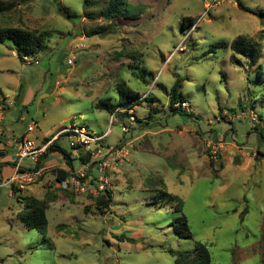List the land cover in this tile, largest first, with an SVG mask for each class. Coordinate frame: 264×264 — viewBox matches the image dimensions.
Returning a JSON list of instances; mask_svg holds the SVG:
<instances>
[{"label": "rangeland", "instance_id": "rangeland-1", "mask_svg": "<svg viewBox=\"0 0 264 264\" xmlns=\"http://www.w3.org/2000/svg\"><path fill=\"white\" fill-rule=\"evenodd\" d=\"M3 1L11 8L0 13V27L43 31L46 43L32 55L38 63H23L10 39L0 41L6 133L18 136L34 120L28 137L38 143L71 124L85 125L103 135L96 145L126 143L128 154L108 170L107 208L95 206L93 196L52 195L41 185L14 195L2 187L0 264H174L168 248L192 249L196 242L206 244L210 264H264V160L245 169L246 157L241 164L212 160L205 147L223 139L250 152L263 141L264 0H239L252 11L237 1L208 7L212 0H123L127 18L107 16L108 0ZM183 17L193 25L182 27ZM240 35L261 43L257 62L241 54L231 59L229 44ZM176 78L186 109L169 107ZM18 83L20 91L13 88ZM119 84L154 96L156 109L145 99L127 113L94 107L104 99L116 103ZM30 88L35 97L23 105ZM55 141L73 149L65 134ZM72 163L78 169V159ZM158 179L164 186L148 184ZM162 191L182 199L190 238L175 231L179 213ZM26 194L52 195L44 235L16 217Z\"/></svg>", "mask_w": 264, "mask_h": 264}, {"label": "trees", "instance_id": "trees-1", "mask_svg": "<svg viewBox=\"0 0 264 264\" xmlns=\"http://www.w3.org/2000/svg\"><path fill=\"white\" fill-rule=\"evenodd\" d=\"M123 0H108L107 4V16H116L122 15L124 17H130V12L127 9L122 7ZM238 7L252 11L248 7H246L243 3L238 1ZM11 8V3H6L3 0H0V13L7 11ZM58 10L65 16H70V13L67 12L62 6H59ZM188 25H193V19L191 17H183L182 19V27H186ZM100 32V29L97 28L91 34ZM89 34V35H91ZM5 39H10L15 48L16 54L21 58V55L26 53L29 55L35 56L39 51L46 47L45 43V32L29 30L22 27H0V41ZM219 45L225 46L226 43L221 42ZM232 55L231 59L234 61H238L236 54L244 55L248 58L249 62L255 63L259 60L262 51V45L257 39H253L252 37L240 35L234 40H232L229 44ZM131 57L135 58V54H130ZM180 78H176L174 84L172 85L169 92V107L171 110H175V103L178 101H185L182 96V93L179 91L181 86ZM118 100L116 103L109 102L108 100H99L94 103V107L97 109H103L109 112L110 114H114L116 112L119 113H127V109L131 108L134 104L138 103L141 99H145L150 105V110L154 111L156 108L153 103L156 101L154 96H149V94L145 96H141L138 91L131 89L123 84H119L118 87ZM261 138H264V135L261 134ZM59 151L63 154L65 159L69 163L70 154L60 145L52 143L49 146L48 151ZM219 157V156H218ZM79 159L81 162L85 161V156L80 155ZM72 169V168H71ZM55 180L57 182L64 179L69 175L71 171L64 168H54ZM155 183L154 186H164V182L162 179L154 180L148 184ZM158 188V187H157ZM58 190H62L58 187ZM69 193L70 197H74L73 192H69L66 190H62ZM76 195V194H75ZM161 196L165 197L168 201L173 203L175 211L179 213L174 222V229L179 234L180 237L190 238L191 231L189 229L187 218L185 214L182 212L183 201L180 197L173 195L169 192L162 191ZM91 197V196H90ZM95 206H99L98 208H107L110 205L111 195L110 190L105 196H98L93 198ZM49 200L51 198H38L34 195L26 194L24 195V206L23 209L16 213V217L26 228H34L40 234L44 235L47 231L48 220L46 216V208ZM94 205V204H93ZM89 205L87 204L85 208L87 209ZM89 209V208H88ZM87 209V210H88ZM121 238V237H120ZM131 240V238H127ZM168 252L174 256V264H210L211 256L206 244L201 242H196L192 249H183V250H174L172 248H168Z\"/></svg>", "mask_w": 264, "mask_h": 264}, {"label": "built area", "instance_id": "built-area-1", "mask_svg": "<svg viewBox=\"0 0 264 264\" xmlns=\"http://www.w3.org/2000/svg\"><path fill=\"white\" fill-rule=\"evenodd\" d=\"M238 2L239 0H212L207 6L217 5L221 2ZM14 53V51L12 52ZM21 60L23 63H38L39 61L29 54H22ZM73 63L71 58H68L67 64ZM186 109L189 104L186 101H178L174 104ZM132 112V110H131ZM130 121L134 119V115L130 114L128 117ZM253 120L256 119L255 113L251 115ZM37 127V123L31 120L27 125V130H33ZM124 132L129 131L126 125H122ZM0 132H1V116H0ZM66 134L69 140V145L74 150H81L85 156V161L82 162L78 171H71L61 181L57 182V186L62 190L73 192L75 194H82L86 196H105L111 188L110 176L108 170L113 168L114 164L121 163L128 154L126 143H119L115 146L102 148L96 145V142L102 139L103 135H94L87 126L71 124L68 127L61 129L51 139L37 143L30 137H22L16 141L15 150L18 156V162L15 165V174L11 177V181L19 180V186L23 187V181H32L39 175L36 168L38 160L48 152L51 143L60 136ZM210 149L208 156L212 160H217L218 150L221 148V142L208 143ZM28 159L34 164V169H22L21 161Z\"/></svg>", "mask_w": 264, "mask_h": 264}, {"label": "crops", "instance_id": "crops-1", "mask_svg": "<svg viewBox=\"0 0 264 264\" xmlns=\"http://www.w3.org/2000/svg\"><path fill=\"white\" fill-rule=\"evenodd\" d=\"M59 83H60L59 81L56 82V84H58V85H59ZM21 87L22 86L20 83L13 85V88L18 89L19 91L21 90ZM34 97H35V93L32 91V89L31 88L27 89L26 91L23 92L21 102L23 105H25V103H27L29 100L30 101L33 100ZM3 109H4V106H0V116H1L0 189L2 187H5V186H10L11 191L9 192V195H14V194H17V193H19V192H21V191H23V190H25L31 186L41 185V186L47 188L48 191H50L49 192L50 194L57 195L59 190H58V186H57V181L55 180L56 176H55L53 169L54 168H64V169H68L70 171L71 170L78 171L81 167V164H82V162L79 159V156L83 155L81 150H74V149L67 150L66 149V151L69 152V154H70L69 163L65 159L63 154L60 153L59 151H54V150L48 151L36 163V168L39 171V175L36 178H34L32 181H23V183H22L23 187H20L19 186V183H20L19 180L11 181V177L14 176V174H15V165L18 162V156H17V153H16L14 146H15L16 141L18 139H20L22 137H28L29 131H33L35 128L33 130L28 131L27 126H26L18 136H15L13 134L12 135L7 134L6 133V127L2 121V110ZM232 136L234 137V133ZM66 137H67V135H66ZM42 139L43 140L38 142V143L49 140L46 137H43ZM262 139H263V141L258 142V145L255 146L254 148H252L250 150V152L244 151L243 150L244 147H241V145L239 144L238 141L227 144L223 139H221V140L218 139L216 142H221V148H219V150H218L219 159H220V161L226 160L227 162L230 161V162H233L236 164H241V161H242L241 159L246 157L247 161H246V164L243 165V168L247 169L250 167L251 164L255 167V165L259 161L264 160V138H262ZM209 142H210V140L205 142V147H206L207 151L210 149V147L208 146ZM216 142H214V143H216ZM52 143L58 145V143L55 140ZM74 159H78V161H79L78 169H75L73 166L72 162ZM25 160H27L28 162H23ZM21 166H22L23 170L24 169H34V164H32V162L26 158L21 161ZM46 174L51 175V178L45 179ZM50 194H49V196H50V198H52V195H50ZM77 196L79 198L82 197L81 195H77ZM58 197H60V196H58ZM61 198L66 199L67 197L65 195V197L62 196Z\"/></svg>", "mask_w": 264, "mask_h": 264}]
</instances>
